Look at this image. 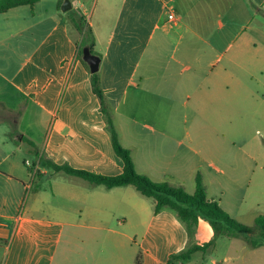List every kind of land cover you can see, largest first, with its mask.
<instances>
[{
    "label": "crops",
    "instance_id": "crops-1",
    "mask_svg": "<svg viewBox=\"0 0 264 264\" xmlns=\"http://www.w3.org/2000/svg\"><path fill=\"white\" fill-rule=\"evenodd\" d=\"M63 3L0 13V103L22 111L20 131L44 159L109 177L124 169L79 56L80 19L92 30L106 103L139 174L194 193L198 155L226 161L233 125L264 122V0H103L112 19L95 22L86 19L90 0H71L67 12ZM9 134L0 132L2 264H137L140 254L141 264H219L205 257L209 249L169 263L195 245L192 233L172 211L155 213L134 186L107 189L41 169L31 187L26 146Z\"/></svg>",
    "mask_w": 264,
    "mask_h": 264
},
{
    "label": "rangeland",
    "instance_id": "rangeland-1",
    "mask_svg": "<svg viewBox=\"0 0 264 264\" xmlns=\"http://www.w3.org/2000/svg\"><path fill=\"white\" fill-rule=\"evenodd\" d=\"M94 1L95 3H93ZM116 2L119 3V0ZM102 5L103 0H90L87 6L89 14L86 18L87 22L91 20L95 22L99 14L106 20L112 19L111 14L107 15L102 11ZM79 13L81 12L79 11ZM163 18L165 19L167 16H163ZM87 25L89 26L84 22V26L88 28ZM174 45L175 43L168 45L163 53L171 55ZM94 52L97 54L99 50L94 48ZM161 63H163L162 60L158 62V65L160 66ZM9 118L12 117L8 111L0 108V121L3 119L6 121ZM10 128L4 121L0 122L2 135L8 131L11 132ZM179 139L181 140V137ZM230 139L234 141L233 155L226 161H220L219 157H213L204 152L200 153L198 155L200 170L197 173L202 177L207 197L217 201L233 219L250 228L251 236L258 239L260 233L255 221L259 215H264V122L234 124ZM184 142L185 147L192 146L190 139L187 138ZM195 148L199 150L197 147ZM25 156L27 157V155ZM32 179L29 183L31 187L40 182L38 176H34ZM30 189L25 194V203L32 195ZM186 189L189 190V187L186 186ZM202 221L192 229L191 240L193 244H203L215 240L205 255L209 261L214 259L219 264H264V245L253 248L249 240L244 237H215L211 225L206 220ZM1 253L0 264L3 263ZM201 256H203L202 253H197L194 260L200 259Z\"/></svg>",
    "mask_w": 264,
    "mask_h": 264
},
{
    "label": "trees",
    "instance_id": "trees-1",
    "mask_svg": "<svg viewBox=\"0 0 264 264\" xmlns=\"http://www.w3.org/2000/svg\"><path fill=\"white\" fill-rule=\"evenodd\" d=\"M39 1L40 0H0V13L7 12L10 9L20 6L28 5L33 7ZM76 24L78 30L83 33V40L79 44V56L82 57V50L85 46H89L92 52L96 54L94 52L95 41L91 28L88 27L87 30H84L85 26L81 19ZM90 81L93 92L100 100L101 112L106 121L107 131L114 152L124 162L123 172L120 175L109 177L89 171L74 169L69 165H59L53 161L44 159L40 153L39 145L23 135L19 130L22 111L19 110L13 112L7 109L12 118L7 119L6 121L3 119V121L11 127L10 133L12 137L17 138L16 142L21 138V143L26 146V155L28 157L26 160H29L32 163L31 166H27L30 173L37 165H39L41 169L50 170L56 173L62 172L70 176L81 178L91 184L104 186L107 189L134 186L141 195L153 200L155 213H159L163 209L172 211L185 225L189 233L199 224L200 220H206L213 228L215 237H244L249 240V243L253 248H258L264 245V215H259L256 218V227L259 230L260 237L258 239L253 238L251 236L252 230L250 228L233 219L221 208L217 201L207 197L206 189L200 174H197L196 176V190L192 194L186 192L181 187H173L167 183H157L147 176L139 174L136 171L130 150L123 147L120 142L111 111L106 103L105 93L101 87L99 72L91 73ZM0 108H5L3 103H0ZM40 175L41 171H38L36 176ZM214 242L215 240L213 239L203 244L192 245L177 254L171 255L168 262L189 261L197 252L206 253ZM141 263L142 258L140 254L137 258V264Z\"/></svg>",
    "mask_w": 264,
    "mask_h": 264
},
{
    "label": "water",
    "instance_id": "water-1",
    "mask_svg": "<svg viewBox=\"0 0 264 264\" xmlns=\"http://www.w3.org/2000/svg\"><path fill=\"white\" fill-rule=\"evenodd\" d=\"M63 12H67L72 9L71 0H64V3L61 7ZM83 60L87 63L89 66V70L91 73H97L100 70V64H101V57L94 54L89 46H85L82 50Z\"/></svg>",
    "mask_w": 264,
    "mask_h": 264
},
{
    "label": "built area",
    "instance_id": "built-area-1",
    "mask_svg": "<svg viewBox=\"0 0 264 264\" xmlns=\"http://www.w3.org/2000/svg\"><path fill=\"white\" fill-rule=\"evenodd\" d=\"M175 18H176V17H175V14H174L173 12H170V13L168 14V19H169L170 21L175 20ZM25 164H26L27 166H31L32 163H31V161L26 160ZM38 171H41V168L39 167V165H37V166L33 169V171L31 172L32 177L36 176V174H37Z\"/></svg>",
    "mask_w": 264,
    "mask_h": 264
}]
</instances>
